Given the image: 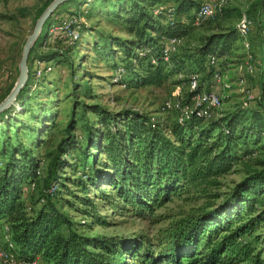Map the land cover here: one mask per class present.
I'll use <instances>...</instances> for the list:
<instances>
[{"label": "trees", "instance_id": "trees-1", "mask_svg": "<svg viewBox=\"0 0 264 264\" xmlns=\"http://www.w3.org/2000/svg\"><path fill=\"white\" fill-rule=\"evenodd\" d=\"M68 1L72 0L65 2ZM101 1L104 4L107 2ZM175 1L174 17L170 19L163 10L156 13L153 9H147L157 0L110 1V16L124 23L129 36L107 35L100 44L102 49H97V52L103 50L104 58L113 61L114 50L118 48L122 53L119 57L124 58L125 76L138 84L160 85L172 73L184 72L191 66H205L206 58L211 71L207 76L209 73L213 75L211 56H214L215 63L218 56L229 52L237 36H240L237 27L208 34L196 51L179 53L182 37L190 33L193 24L175 18V14L181 15L197 8L198 2ZM92 9L90 6L89 11ZM52 23L53 20L49 18L45 21L29 51L27 80L15 103L0 112V222L9 224L19 254L29 258L40 256L44 264H127L126 254L130 255L133 264H152L158 260H163V264H185V261L187 264H216L227 253L228 261L239 263L241 258L235 261V256L241 252L237 239L259 221L256 216L245 220L242 217L243 214H251L264 193V168L249 173L236 183L226 199L227 208L223 205L217 209H206L191 214L176 225L171 231V243L164 252H160L159 257L149 246L140 245L135 240L80 233L67 213L58 207L55 198L59 194L60 183L70 181L84 192V195L77 197L86 213L95 214L94 202L88 196L90 185L98 190L101 197L112 199L114 206L130 208L139 213L152 210L166 202L176 191L228 171L238 158L254 151L242 148L238 152L237 144L248 138L258 141L264 127L263 97H258L259 106L249 116L245 114L248 106H241V109L227 115L209 118L192 111L182 121L177 120L176 114L173 119L159 120L134 108L115 111L94 104L90 106L91 111L103 128L91 126L84 111L77 117L72 115L68 120V134L58 142L56 153L48 162L44 174L39 158L31 147L38 145L41 133L42 120L35 109L39 105L44 109L45 102L36 100L32 104V94L28 96L27 93L32 76L37 75L31 68V62L51 59L58 54L57 50L42 54L34 51L48 42V29ZM260 25L264 33V17L260 19ZM167 37L181 40L176 50L171 51L165 59L162 41ZM79 39L67 47H74ZM263 54L264 36L261 57ZM260 74L263 79L264 66ZM121 79L123 81L124 78ZM196 90H200L199 82ZM194 91L190 90L189 98ZM20 107L23 109L20 112L27 114L26 118L19 116ZM165 110L176 112L174 108ZM33 119L37 124L30 122ZM245 119L248 123H245ZM78 121L86 125L84 139L70 132V127L73 128ZM19 132L31 139L30 144L21 140ZM92 150L102 151L107 156L101 163L93 162L95 153L93 155ZM68 155L72 156L71 162ZM76 160L80 162V168L74 166ZM64 167H69L72 174H62ZM37 181L43 183V188L38 198L41 203L36 208L24 200L23 184L29 182L35 185ZM51 183L57 186L53 193L48 191ZM104 185H110L116 195L110 196L102 188ZM238 220L241 222L233 225ZM259 263L256 257L255 262L239 264Z\"/></svg>", "mask_w": 264, "mask_h": 264}, {"label": "rangeland", "instance_id": "rangeland-1", "mask_svg": "<svg viewBox=\"0 0 264 264\" xmlns=\"http://www.w3.org/2000/svg\"><path fill=\"white\" fill-rule=\"evenodd\" d=\"M49 1L0 0V100L10 91L17 79L22 46L32 31L39 13ZM100 1L72 0L60 4L49 16V20L54 21L57 20V16L78 12L83 22L81 38L74 47H67L61 38L52 37L34 50L38 54L58 51L54 58L31 62L32 69L41 68L42 72L39 75L32 74L31 86L27 94L28 96L32 94L30 100L32 104L36 100L45 102L46 110L44 111L41 105L35 109L36 115L41 116V133H39L38 145L31 147L42 165L40 167L42 173L46 174L48 162L55 155L58 142L68 134V120L72 115L77 117L84 111L91 126L103 128V125L98 123L95 113L91 111L90 106L94 104L115 111L134 108L159 120L173 119L179 112L166 111L163 107L164 102L167 98L181 101L188 99L189 78L195 71L198 73L200 89L216 90L222 96V104L213 110V116L227 115L241 109L244 88H249L257 96L246 108L245 114L248 116L252 110L258 108V97H263L264 100V76L262 79L260 74L264 66V54L261 57L264 33H262L263 26L260 25V19L264 17V0H208L220 5V10L213 17L200 21L196 20V13L201 2L206 0H196L197 8L181 15L175 14V18H181L193 24L190 33L182 37L179 53L196 51L204 36L236 27L243 13L251 15L254 25L246 37L248 48L244 45L243 38L237 36L229 52L224 56H218L213 63L214 68H219L226 75L228 86L224 88L215 82L210 74L207 58L205 66H191V69L188 68L184 72L172 73L160 85L138 84L136 80L127 79L125 73L122 76L123 81L115 79V69L124 63L122 60L124 58L119 57L122 55L121 51L118 48L115 49V59L111 61L104 58L103 50L97 52V49H102L100 44L105 36L128 37L129 33L125 31L126 27L121 20L117 21L110 16L112 7L109 2L115 0H107L105 4L103 1L100 4ZM168 4L175 6L176 1L157 0L152 7L146 8L153 9L154 12L157 6ZM90 6L93 8L91 12ZM247 51L253 54L255 69L252 73H245L246 81L242 83L240 81L242 69H239V66L245 61ZM208 72H210L209 76H207ZM20 110L23 109L19 108V116L26 118L27 114L21 113ZM43 113L44 117H42ZM30 122L37 124L34 119ZM245 123H248V120ZM71 128L70 132H73L74 136H81V139H84L86 134L84 122L78 121ZM19 137L25 144H30L31 139L26 134L19 132ZM237 146L238 152H241L242 148L254 151L238 158L228 171L191 183L172 194L166 202L144 213L114 206L112 199L101 197L92 185L89 186L88 196L94 202L95 214L86 213L77 197L84 195V192L70 181L60 183L61 188L55 201L58 207L67 213L73 221V226L80 233L113 235L126 238L128 241L135 240L140 245L149 246L155 256L159 257L160 252L167 249L168 244L171 243V231L176 228V225L191 214H197L206 209H217L223 205L227 208L226 199L230 197L236 183L249 173L264 168V127L258 141L248 138L246 141L240 140ZM92 153L93 155L95 153L93 162L101 163L107 156L102 151L92 150ZM67 157L71 162L72 156ZM74 164L80 168L78 160L74 161ZM62 174H72V171L69 167H64ZM42 185L41 181H37L35 185L29 182L23 184V198L27 204L36 208L40 205L41 201H38V198ZM102 188L110 196L116 195L110 185H104ZM250 216H256L259 221L254 223L251 230L240 234L237 240L241 252L240 255L235 256V261L241 258L239 263H252L258 257L259 264H264V193L251 214H243L242 220ZM239 222L241 220L234 221L233 225ZM4 223L5 221L2 222ZM226 254L222 256L221 262L216 264H239L228 261ZM38 258L39 264H44L41 257L38 256ZM125 262L133 264L129 254H126ZM184 263L187 264L186 261ZM136 264L143 263L136 262ZM152 264H163V260Z\"/></svg>", "mask_w": 264, "mask_h": 264}, {"label": "built area", "instance_id": "built-area-1", "mask_svg": "<svg viewBox=\"0 0 264 264\" xmlns=\"http://www.w3.org/2000/svg\"><path fill=\"white\" fill-rule=\"evenodd\" d=\"M166 13L167 18H173L175 13V8L172 4L157 6L154 12L158 13L160 11ZM220 10V5H216L212 1L201 2L197 13L196 20H204L213 17L215 13ZM59 17V18H58ZM57 20H54L48 29V39L52 37L61 38L66 45H71L75 40L80 38V29L82 18L79 13H68L67 15L57 16ZM253 26V20L246 13L241 14L237 22L238 34L243 38L244 45L248 48V42L246 37L249 34ZM180 38L177 37H167L162 41V48L164 58L167 59L171 51L176 50ZM214 56H211L210 61L214 63ZM35 61L41 62L36 59ZM242 69L240 81L243 83L246 81L245 73H252L255 69L254 63L252 61V54L247 51L245 61L239 66ZM37 75L41 74V68H34ZM126 73V67L121 64L114 71V78L121 79L123 74ZM213 79L215 82L221 85L222 88L228 86L226 81V75L219 68H214ZM198 87V74L192 73L189 78V88L190 90H195L191 95L189 100L181 101L179 99L167 98L164 102V109L174 108L179 113L177 114V120L182 121L184 118L188 117L192 111H196L200 116L209 118L213 116V110L219 108L222 104V96L216 90H196ZM255 99V94L249 89L244 88V100L242 102V107H246L249 103ZM56 184L51 183L48 191L53 193L56 189ZM3 222V221H2ZM0 222V264H39L38 256L36 257H25L19 254L17 245L12 239V234L10 226L7 222L2 224ZM2 224V225H1Z\"/></svg>", "mask_w": 264, "mask_h": 264}, {"label": "water", "instance_id": "water-1", "mask_svg": "<svg viewBox=\"0 0 264 264\" xmlns=\"http://www.w3.org/2000/svg\"><path fill=\"white\" fill-rule=\"evenodd\" d=\"M66 0H51L49 4L44 8L41 14L35 20L32 31L28 34L21 50V57L18 64V76L17 79L10 89V91L5 95L3 99L0 100V112L15 103L16 97L24 84L26 83L28 76V55L29 51L38 37L43 24L49 18V16L54 12V10Z\"/></svg>", "mask_w": 264, "mask_h": 264}]
</instances>
